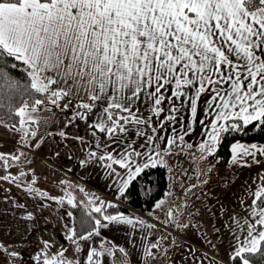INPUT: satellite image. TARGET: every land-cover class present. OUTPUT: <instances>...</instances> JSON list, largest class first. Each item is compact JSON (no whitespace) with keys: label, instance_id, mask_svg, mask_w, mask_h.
<instances>
[{"label":"snow or ice","instance_id":"snow-or-ice-1","mask_svg":"<svg viewBox=\"0 0 264 264\" xmlns=\"http://www.w3.org/2000/svg\"><path fill=\"white\" fill-rule=\"evenodd\" d=\"M0 57L22 63L30 80L33 98L15 113L21 130L37 122L33 113L59 108L71 114L69 123L85 121L93 137L98 131L118 138L127 132L126 124L150 126L152 117L136 115L138 101L149 100L151 112L160 117L166 99H179L181 104L186 100L195 117L202 97H206L205 119H211L207 124L199 121L210 129L199 146L201 152L211 154L223 133L241 131L250 124L264 130V0H0ZM0 80L10 82L3 71ZM166 91L170 97H165ZM101 102L103 112L93 122L94 109ZM178 111L171 107V112ZM164 119L171 122L177 117ZM164 126L161 122V130ZM190 127H185V134ZM23 134L34 137L36 131L24 130ZM146 139L153 141L152 136ZM232 152L233 163L243 156L259 163L257 157L264 156V146L233 144ZM107 159L126 168L130 178L142 170L140 166L133 170L127 155L120 159L108 155ZM126 187L127 181L120 191ZM254 197L253 203L264 204V186ZM255 215L258 218L247 225V240L233 257L239 264H249L244 253L258 251L264 243V208ZM103 220L132 223L117 216ZM95 226L108 225L96 219ZM93 234L99 232L94 229L80 239ZM99 255L95 249L90 251L88 264ZM43 264L55 262L45 259Z\"/></svg>","mask_w":264,"mask_h":264},{"label":"crops","instance_id":"crops-1","mask_svg":"<svg viewBox=\"0 0 264 264\" xmlns=\"http://www.w3.org/2000/svg\"><path fill=\"white\" fill-rule=\"evenodd\" d=\"M164 95L170 97L171 92L166 91ZM205 98L198 102L195 117L186 100L181 104L179 99H166L160 117L151 112L149 100L138 101L136 115L141 119L152 117L150 126L126 124L127 132L119 133L118 138H109L98 131L93 137V129L85 121L69 123L71 114L59 108L33 113L37 122L25 125L24 130H35L34 137H25L19 122L14 131L12 125L0 120V245L12 252H26V256L30 255L28 264H38L34 258L42 264L45 259L55 264L60 261L88 264V253L93 249L101 253L93 264H239L233 257L248 238L247 225L253 223L258 218L255 213L264 208L257 205L258 200L253 203L254 192L264 186V179H261L264 177V156L257 157L259 163L248 156L233 163L231 146L226 166L217 168L212 164L206 157L208 153L201 152L199 147L207 140L206 133L210 130L199 123L205 120L207 124V119H211H205ZM104 106L103 102L97 105L91 121H97ZM173 106L179 111L171 112ZM168 115L177 119L169 122L164 119ZM161 122L165 125L163 130ZM189 125L190 130L185 134V127ZM152 128L157 131L153 132ZM138 132L144 135H137ZM181 135L183 141L179 139ZM147 136L153 137L151 143ZM157 136L164 139H156ZM168 139H174L175 143L167 144ZM254 143L264 146L262 142L236 141L233 144L250 146ZM133 150L141 155L136 156ZM92 152L96 153L95 157L90 156ZM178 152H184L195 168V173L188 176L185 190L205 189L212 175L219 180V188L207 198L215 240L191 220L190 208L174 198L170 190L145 215L136 211V216L110 211L144 169L163 166L171 176L177 166L175 155ZM101 155L105 160L98 159ZM108 155L114 159L127 155L133 170L136 166L142 170L130 178L129 171L108 160ZM198 158L206 162L203 173ZM146 162L148 167H143ZM108 164L112 167H107ZM125 181L127 187L121 192ZM169 183L170 180L168 188ZM77 203L86 205L108 225L96 228L99 235L80 239L87 234L80 235L75 230L72 207ZM97 207L100 212L95 211ZM104 216L125 217L132 223L105 221ZM170 230L178 236L169 233ZM247 253L254 252L244 255ZM3 256L0 254V259ZM249 264L252 263L249 261Z\"/></svg>","mask_w":264,"mask_h":264},{"label":"trees","instance_id":"trees-1","mask_svg":"<svg viewBox=\"0 0 264 264\" xmlns=\"http://www.w3.org/2000/svg\"><path fill=\"white\" fill-rule=\"evenodd\" d=\"M17 65L15 68L12 65ZM25 66L13 58L0 57V71L7 73L9 81L0 80V120L16 126L19 117L15 115L25 101L31 102L33 93L29 86L30 80L24 71ZM11 84H15L12 87ZM236 141L264 143V130L248 125L241 131H232L222 134L215 150L208 154L207 159L217 168L227 165L231 157V146ZM170 173L163 166L144 169L129 185L120 200L110 208V211H122L134 216V211L147 214L154 204L169 190ZM259 207H264L257 201ZM75 230L80 234H88L96 229L95 220L98 214L90 210L83 203L72 207ZM136 216V215H135ZM252 264H264V243L258 251L244 255ZM96 257L94 258L95 263ZM38 264H42L38 261Z\"/></svg>","mask_w":264,"mask_h":264},{"label":"built area","instance_id":"built-area-1","mask_svg":"<svg viewBox=\"0 0 264 264\" xmlns=\"http://www.w3.org/2000/svg\"><path fill=\"white\" fill-rule=\"evenodd\" d=\"M175 159L177 166L172 172L170 192L174 198L182 200L190 208L191 220L203 228L204 234L215 240L213 219L207 198L211 192L219 188V180L217 176L212 175L205 189L198 192L186 191L188 176L193 175L195 172L194 165L188 162L184 152H178ZM170 232L172 233V230Z\"/></svg>","mask_w":264,"mask_h":264},{"label":"rangeland","instance_id":"rangeland-1","mask_svg":"<svg viewBox=\"0 0 264 264\" xmlns=\"http://www.w3.org/2000/svg\"><path fill=\"white\" fill-rule=\"evenodd\" d=\"M203 159L204 158H198L197 160L201 173H203L204 170H206L205 168H203L204 165L206 164V162H202L204 161ZM169 233L166 234L170 235ZM171 234H175V236H178L176 232L174 233V231H172ZM12 253H16L17 255H12ZM0 254L1 256L4 255L3 258L0 259V264H28L30 262V260L27 259L28 256L30 257V255L26 256V252H12V250H9V248L4 247L2 245H0ZM33 261L38 262L40 260L34 258Z\"/></svg>","mask_w":264,"mask_h":264},{"label":"bare ground","instance_id":"bare-ground-1","mask_svg":"<svg viewBox=\"0 0 264 264\" xmlns=\"http://www.w3.org/2000/svg\"><path fill=\"white\" fill-rule=\"evenodd\" d=\"M195 173V172H194ZM171 178H172V175H171V177H170V181H171ZM187 183H188V181H187ZM169 190H170V183H169Z\"/></svg>","mask_w":264,"mask_h":264}]
</instances>
